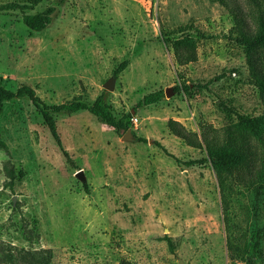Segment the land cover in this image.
<instances>
[{"label": "rangeland", "instance_id": "374dc122", "mask_svg": "<svg viewBox=\"0 0 264 264\" xmlns=\"http://www.w3.org/2000/svg\"><path fill=\"white\" fill-rule=\"evenodd\" d=\"M47 6L56 8L51 23L29 31L22 16ZM260 15L264 0H42L33 10L0 15L6 89L28 85L49 105L75 97L92 103L104 91L115 117L132 112L137 118L124 141L123 132L87 111L56 114L70 163L27 98L3 103L0 248L34 259L14 254L12 264H247L228 257L206 153L172 135L167 122L199 134L220 130L236 112H264V48L251 43ZM181 32L202 35L195 61L182 66L165 43ZM124 60L128 65L114 75ZM183 84L208 88L185 92ZM157 91L163 92L160 101L137 106ZM173 157L206 161L185 166ZM250 198L241 190L232 200L234 233L248 239L251 228L264 226L263 204L255 215L247 211ZM252 261L264 264V234Z\"/></svg>", "mask_w": 264, "mask_h": 264}, {"label": "trees", "instance_id": "16d2710c", "mask_svg": "<svg viewBox=\"0 0 264 264\" xmlns=\"http://www.w3.org/2000/svg\"><path fill=\"white\" fill-rule=\"evenodd\" d=\"M64 0H58L62 4ZM42 0H23L22 2H11L0 4V15L10 11L33 10ZM56 8L47 6L40 12L22 16V22L31 32H39L45 29L52 20ZM201 34H191L181 32L176 37H165V43L169 44L173 50L175 61L178 65H186L196 59V43ZM251 43L264 48V17L260 15L256 21V30L251 39ZM128 61H122L115 69L113 74L117 75L126 68ZM207 85L201 84H183L181 89L185 92L196 89H207ZM163 97L162 91H157L144 96L138 103V107L157 103ZM27 98L39 113L43 124L57 147L69 161L68 154L63 148L59 135L56 131L54 116L59 113L72 114L78 111H87L92 114L100 123L114 129L117 133H125L130 128V118L132 112L123 114L117 118L113 115L110 106L106 101L105 92H101L92 103H87L75 97L71 101L49 105L45 103L28 85H21L12 91L4 87V80L0 77V114L3 103L15 99ZM136 111V108L133 109ZM234 112V111H233ZM236 112V111H235ZM169 132L179 138L187 146L204 150L206 157L211 164L220 195V204L223 215V223L226 235V249L229 259L232 262L240 260L247 264H253V255L258 253L259 240L264 234V226L250 229V237L247 238L245 232L235 234L237 227L233 225V207L232 200L237 192L248 191L250 194L247 211L260 210L262 204L264 207V112L257 116L234 114V120L227 122L218 131H208L203 128L199 134L188 132L185 128L174 120L167 122ZM138 142L145 143V139L137 138ZM157 145L166 152L165 148ZM0 148L5 149L6 145L0 137ZM172 156V155H170ZM177 163H183L185 166L202 165L205 159H193L181 162L173 157ZM71 163V162H70ZM9 176V186L11 187L15 173L13 169L7 171ZM21 174V172H19ZM248 213V212H247ZM168 243L170 238L163 237ZM251 251L252 254H249ZM2 253L1 262L3 264H12L14 254L25 261H33V257L28 252L22 250L13 253L8 248H0ZM29 256V257H28ZM30 258V259H29ZM35 264V263H32ZM120 264H127L121 262Z\"/></svg>", "mask_w": 264, "mask_h": 264}, {"label": "water", "instance_id": "95a60500", "mask_svg": "<svg viewBox=\"0 0 264 264\" xmlns=\"http://www.w3.org/2000/svg\"><path fill=\"white\" fill-rule=\"evenodd\" d=\"M113 88V79H110L109 81L106 82V84L104 85V89L107 90V91H111ZM164 94L166 97H168L170 94H171V91L170 90H165L164 91ZM122 140L124 141H129L131 139V133H130V130H127L124 135L122 136L121 138ZM76 177L80 180H83V173L81 170L77 171L76 172Z\"/></svg>", "mask_w": 264, "mask_h": 264}, {"label": "built area", "instance_id": "2783aa9c", "mask_svg": "<svg viewBox=\"0 0 264 264\" xmlns=\"http://www.w3.org/2000/svg\"><path fill=\"white\" fill-rule=\"evenodd\" d=\"M130 122L132 124H136L137 123V118L132 115V117L130 118Z\"/></svg>", "mask_w": 264, "mask_h": 264}]
</instances>
